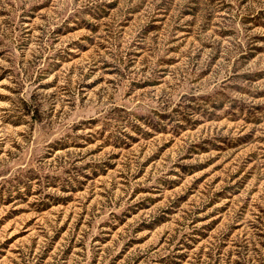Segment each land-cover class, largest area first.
Segmentation results:
<instances>
[{"label":"rangeland","instance_id":"374dc122","mask_svg":"<svg viewBox=\"0 0 264 264\" xmlns=\"http://www.w3.org/2000/svg\"><path fill=\"white\" fill-rule=\"evenodd\" d=\"M0 264H264V0H0Z\"/></svg>","mask_w":264,"mask_h":264}]
</instances>
